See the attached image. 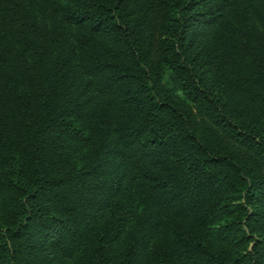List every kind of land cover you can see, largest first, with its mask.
<instances>
[{
    "label": "trees",
    "instance_id": "obj_1",
    "mask_svg": "<svg viewBox=\"0 0 264 264\" xmlns=\"http://www.w3.org/2000/svg\"><path fill=\"white\" fill-rule=\"evenodd\" d=\"M0 264H264V0H0Z\"/></svg>",
    "mask_w": 264,
    "mask_h": 264
}]
</instances>
